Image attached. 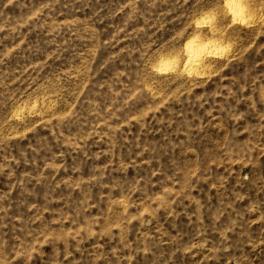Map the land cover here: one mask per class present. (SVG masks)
<instances>
[{"label":"rangeland","instance_id":"1","mask_svg":"<svg viewBox=\"0 0 264 264\" xmlns=\"http://www.w3.org/2000/svg\"><path fill=\"white\" fill-rule=\"evenodd\" d=\"M0 264H264V0H0Z\"/></svg>","mask_w":264,"mask_h":264},{"label":"bare ground","instance_id":"2","mask_svg":"<svg viewBox=\"0 0 264 264\" xmlns=\"http://www.w3.org/2000/svg\"><path fill=\"white\" fill-rule=\"evenodd\" d=\"M232 5H230L231 6V8H229L230 9V12L232 13V15H233V17L234 18H236V20L238 19V18H241L242 16H243V10L241 9V7L239 6V4L237 3V2H232L231 3ZM190 48V50L188 49V51H189V53H190V56L193 58V59H195L194 61H197V59L199 58V46H197V45H190L189 46ZM191 59V58H190ZM199 61V60H198ZM194 64V63H193Z\"/></svg>","mask_w":264,"mask_h":264}]
</instances>
